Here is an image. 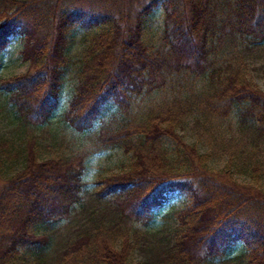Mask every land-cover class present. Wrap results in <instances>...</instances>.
<instances>
[{
  "label": "trees",
  "instance_id": "1",
  "mask_svg": "<svg viewBox=\"0 0 264 264\" xmlns=\"http://www.w3.org/2000/svg\"><path fill=\"white\" fill-rule=\"evenodd\" d=\"M18 39L33 70L0 77V94L48 122L79 39L64 121L130 159L91 193L82 162L40 161L34 139L20 154L0 136V264H264V92L249 71L264 0H0V53ZM157 91L171 102L142 107ZM233 113L234 143L202 154L185 141L187 119L211 137ZM174 195L184 204L170 237L127 226L117 210L147 224ZM77 205L88 219L53 243L58 215Z\"/></svg>",
  "mask_w": 264,
  "mask_h": 264
},
{
  "label": "rangeland",
  "instance_id": "2",
  "mask_svg": "<svg viewBox=\"0 0 264 264\" xmlns=\"http://www.w3.org/2000/svg\"><path fill=\"white\" fill-rule=\"evenodd\" d=\"M151 26L153 29L155 28L156 33L158 28L162 26L159 18H154ZM262 42V52H255L252 55L249 71L264 92V40ZM83 46V43L79 39H76L75 43L69 48L71 64L63 76L61 107L48 122H43L35 117L30 105L22 101L12 102L0 94V136L12 140L15 149L20 154L24 151L25 143L31 138L34 139L35 149L40 161L53 157H62L68 159L72 166L82 162L86 168L83 175V179L87 184L86 188L91 193H95L97 191L96 183L98 179L107 176L110 172H118L123 165L128 163L130 156L125 155L118 148L99 149L95 145L96 140L94 136L85 132L78 133L67 126L64 121L63 111L68 106V101L72 97L77 84L76 74L80 66ZM21 48L22 43L18 39L5 52L0 53V64L2 65L0 77L3 79L33 70L28 62L22 60L20 54ZM171 98L173 97L169 91H157V93H154L150 98L145 100L142 107L150 103L154 106L152 111L157 112L166 102H171ZM186 121L184 131H181L185 134V141L188 144L197 143L200 149L199 152L202 154L208 152V150L209 152H217L221 141L225 142L226 145L235 142L229 139L237 136L234 113L230 114L221 123L218 122V125L216 124L217 126L213 129L211 137L206 130H201L200 127L196 126L193 120L187 119ZM225 160L226 156L221 158L215 156L213 167H222L225 164ZM183 204L184 196L174 195L173 200L165 205L161 211L157 212L153 220L147 224L144 221L138 222L129 209L117 206V210L122 214V219L127 226H135L140 228V230H148L152 234L155 233L156 237L164 238L172 236L177 229V221L173 213L182 208ZM84 208L77 205L74 211L70 210L66 215H58L59 221L53 227V243L60 237L73 233L80 224L88 219L87 212L82 211ZM114 208L115 205L109 209L105 206L98 207L100 213L108 212L110 209L114 210ZM85 209L88 208L86 207ZM241 252V247H238L231 257L236 259L240 256ZM132 259L134 261H141L143 256L140 253H135ZM243 260L244 257L241 264ZM235 262L238 263V260Z\"/></svg>",
  "mask_w": 264,
  "mask_h": 264
}]
</instances>
